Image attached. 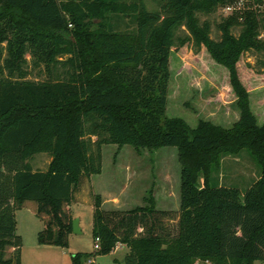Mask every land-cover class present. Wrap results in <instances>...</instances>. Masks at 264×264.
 <instances>
[{"label":"trees","instance_id":"obj_1","mask_svg":"<svg viewBox=\"0 0 264 264\" xmlns=\"http://www.w3.org/2000/svg\"><path fill=\"white\" fill-rule=\"evenodd\" d=\"M152 1L154 10L145 0H0V264H21L15 212L28 202L44 222L37 243L68 247L70 207L100 173L103 144L175 147L179 210L157 209L151 194L142 206L105 210L90 190L99 248L71 255V264L118 244L128 249L121 264L264 263V123L250 107L264 86L263 0ZM240 1L246 9L223 18L213 39L198 15ZM103 12L133 28L82 25ZM185 46L227 69L239 112L231 127L199 120L192 128L166 116L169 58ZM250 54L253 64L243 61ZM243 150L260 168L257 179L245 191L217 183L221 158ZM38 154L49 157L44 170L31 166Z\"/></svg>","mask_w":264,"mask_h":264},{"label":"rangeland","instance_id":"obj_2","mask_svg":"<svg viewBox=\"0 0 264 264\" xmlns=\"http://www.w3.org/2000/svg\"><path fill=\"white\" fill-rule=\"evenodd\" d=\"M105 2L108 0H104ZM131 1V0H128ZM149 10L156 5L152 0H145ZM233 11H243L246 5L240 1ZM264 12V0L260 6ZM232 11L219 9L216 13L198 15L200 21L207 20L211 24V37L217 39L219 32L216 25ZM128 18L119 20L110 13L100 16L86 17L81 23L85 28L95 29L98 25L115 24L121 30H130L133 24ZM183 29V28H182ZM239 27L232 33L238 35ZM183 30L179 35H183ZM264 39V35L261 36ZM256 58L246 55L243 61L253 64ZM170 79L168 83L167 117L185 120L194 128L199 120H207L221 127L229 128L239 118L235 99L225 87L223 77L228 76L227 69L213 64L210 57L202 49L193 53L191 46L172 50L169 58ZM32 78H35L32 75ZM263 87V88H262ZM252 91L250 107L256 115L258 124L264 123V86ZM101 171L90 177L89 184L77 195L78 202L71 205V215L79 222L80 234L69 236L65 255L46 252L37 246V233L44 228L43 220L34 212V204L28 202L15 212L16 234L21 237V264H71V255L77 252L94 250L92 237L93 207L89 191L100 195L102 208H111V199L121 201L118 208L130 209L142 206L143 199L149 194L155 199L158 208L172 209L179 203L180 163L175 147H162L155 150L135 151L131 146L122 147L116 144H103L100 149ZM49 162L46 154H38L31 161L34 170H44ZM260 175V168L249 154L243 150L238 156H224L213 177L220 185L237 187L245 191ZM163 195L165 198H163ZM53 247V246H52ZM124 249L105 256L96 257V264H115L114 259H122ZM210 264H232L226 262H210ZM254 264H264L256 262Z\"/></svg>","mask_w":264,"mask_h":264},{"label":"crops","instance_id":"obj_3","mask_svg":"<svg viewBox=\"0 0 264 264\" xmlns=\"http://www.w3.org/2000/svg\"><path fill=\"white\" fill-rule=\"evenodd\" d=\"M163 198H165L164 197V195H163ZM155 200V199H154ZM120 203H121V201L119 200V199H117V198H112L111 199V208H109V210H123V209H120V208H118L119 207V205H120ZM143 203H144V201H143ZM156 206V208L157 209H162V210H172V211H178L179 210V203H178V205H177V207H175V208H172V209H166V208H158L157 207V205H155ZM131 208H133V207H131ZM130 208V209H131ZM129 209V208H128ZM127 209V210H128ZM124 210H126V209H124ZM16 216V215H15ZM36 239H37V236H36ZM70 240V239H69ZM38 244V243H37ZM69 245V244H68ZM37 246H39L38 248H42L41 250H46V252H54V253H56V254H58L59 256H64L65 255V250H64V248H60V247H52V246H40L39 244L37 245ZM123 249L125 250L124 251V253H123V258H124V256L128 253V249H127V247L125 246V245H121V244H118L117 246H116V248L114 249V251H112L111 253H114V252H121V251H123ZM12 250L11 249H9L8 250V253H10ZM92 252V251H91ZM78 253V252H77ZM86 253H90V252H86ZM110 253V254H111ZM123 258L122 259H118V258H115L114 259V263H116V262H118V263H122V261H123ZM96 260H97V258H95L94 260H93V263L94 264H96Z\"/></svg>","mask_w":264,"mask_h":264},{"label":"built area","instance_id":"obj_4","mask_svg":"<svg viewBox=\"0 0 264 264\" xmlns=\"http://www.w3.org/2000/svg\"><path fill=\"white\" fill-rule=\"evenodd\" d=\"M224 10L226 11H233L234 10V7L233 6H229V7H226L224 8ZM93 248L94 250H97L99 248V240L98 239H95L94 240V245H93ZM93 258H90L88 261H87V264H91L93 263ZM195 264H210L209 261H204V262H196Z\"/></svg>","mask_w":264,"mask_h":264},{"label":"water","instance_id":"obj_5","mask_svg":"<svg viewBox=\"0 0 264 264\" xmlns=\"http://www.w3.org/2000/svg\"><path fill=\"white\" fill-rule=\"evenodd\" d=\"M72 233L80 234L79 222L77 219H73L72 221Z\"/></svg>","mask_w":264,"mask_h":264}]
</instances>
